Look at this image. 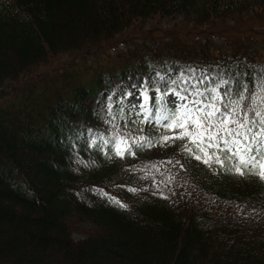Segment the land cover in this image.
Returning <instances> with one entry per match:
<instances>
[{
	"label": "trees",
	"instance_id": "obj_1",
	"mask_svg": "<svg viewBox=\"0 0 264 264\" xmlns=\"http://www.w3.org/2000/svg\"><path fill=\"white\" fill-rule=\"evenodd\" d=\"M248 13L264 22V0H0V264H264V181L195 164L173 139L160 158L167 197L140 168L151 151H112L117 134L158 143L143 121L113 118L133 86L163 89L164 77L175 90L221 78L233 92L264 85L260 38L188 44L138 37L140 22L219 27ZM195 69L202 83L183 77ZM73 215L96 226L80 241Z\"/></svg>",
	"mask_w": 264,
	"mask_h": 264
},
{
	"label": "snow or ice",
	"instance_id": "obj_2",
	"mask_svg": "<svg viewBox=\"0 0 264 264\" xmlns=\"http://www.w3.org/2000/svg\"><path fill=\"white\" fill-rule=\"evenodd\" d=\"M163 79V89L172 93L174 99L167 98L160 87L155 89L151 97L146 87L139 93L141 112L154 113L152 118L155 124L161 125V121H164L162 126L170 132L159 137L157 142L171 143L173 139H179L183 141V151L194 155L206 165L215 163L238 175L251 174L264 181V109L256 103L264 101V96L257 94V91L264 93V85L259 86L257 91H251L241 83L233 92L231 88L224 89L223 86L228 85L229 81L221 78L215 86L175 90V81L168 83L167 77ZM245 91L248 92L247 96ZM226 96L234 98L228 103H220ZM249 98L251 104L248 103ZM150 100L153 107L147 106ZM144 145L152 146V138L140 136L137 142L135 138L129 139L117 134L112 151L117 156L125 153L134 155L133 147L138 150ZM121 207L126 205L121 204Z\"/></svg>",
	"mask_w": 264,
	"mask_h": 264
},
{
	"label": "rangeland",
	"instance_id": "obj_3",
	"mask_svg": "<svg viewBox=\"0 0 264 264\" xmlns=\"http://www.w3.org/2000/svg\"><path fill=\"white\" fill-rule=\"evenodd\" d=\"M131 32L123 33L115 41L112 42L109 46L103 48L105 51L101 53V59L107 61L108 59L117 57V53L121 51L126 45L127 36H130ZM134 34L136 36H145L150 35V37L161 40V39H176L181 38L185 43H197L199 41H204L206 39H212L213 42L216 39H220L221 42L227 41L224 36L228 35L232 38H241L243 36H256L260 38L258 41L259 50L263 52L264 50V22L257 15L252 14H238L230 18L228 21H224L222 26H197L194 23L188 22L186 19L183 20L182 17L176 18H149L144 19L140 22L139 26L135 28ZM135 38V37H134ZM221 44V43H220ZM108 45V44H107ZM106 46V45H105ZM103 47V46H101ZM100 47V48H101ZM119 50V51H118ZM94 58V57H93ZM85 61V58H82ZM91 59V57H90ZM94 61V60H92ZM192 77V80H195L201 77V73L193 71L191 76L186 73L183 74V77ZM144 89L143 86H133L126 93H131V95H124L120 97L118 101L124 103L123 110L119 114H114L113 118H118L119 120L123 119H136L144 121L145 125L150 131L158 133V138L165 134H170L168 129H165L162 125L164 121H161V125H156L153 120V113H142L141 112V97L139 93ZM117 91H120V85L117 86ZM149 91V90H148ZM155 91L150 90V97L154 94ZM116 94L112 96L115 98ZM167 98L174 99L172 93H166ZM178 103V101H177ZM126 104V105H125ZM148 107H153V103L150 100L147 104ZM112 114L114 110H111ZM136 113H139L137 115ZM147 115V119H145ZM112 118V117H111ZM112 118V119H113ZM171 131H178V129H172ZM166 142V141H165ZM187 146H190L187 145ZM154 148L153 153L150 152L148 160L140 162V168L143 170L147 176H157L159 177L161 183L159 184L162 189L165 188V178L167 175L166 171H161L162 166L160 159L162 157V148L158 146H148L146 147L147 152ZM195 151V150H194ZM199 155L200 153H196ZM190 158L199 163L202 160H198L194 155L189 154ZM161 173V174H160ZM160 174V175H158ZM114 194V193H113ZM76 214V213H74ZM69 227L71 229L72 238L75 241H80L89 235L95 230V225L87 220L84 216L73 215L68 220Z\"/></svg>",
	"mask_w": 264,
	"mask_h": 264
}]
</instances>
